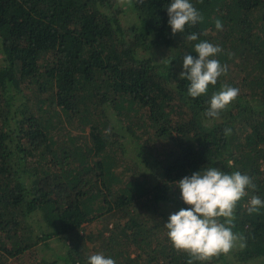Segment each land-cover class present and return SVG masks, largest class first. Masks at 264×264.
Returning a JSON list of instances; mask_svg holds the SVG:
<instances>
[{
    "label": "trees",
    "instance_id": "obj_1",
    "mask_svg": "<svg viewBox=\"0 0 264 264\" xmlns=\"http://www.w3.org/2000/svg\"><path fill=\"white\" fill-rule=\"evenodd\" d=\"M171 2L0 0V264H187L164 224L189 207L175 182L209 167L257 187L235 209L246 246L194 264H264V208L247 211L264 200V0H191L203 20L175 35ZM204 40L228 72L194 99L179 74ZM225 83L239 95L207 117Z\"/></svg>",
    "mask_w": 264,
    "mask_h": 264
},
{
    "label": "clouds",
    "instance_id": "obj_2",
    "mask_svg": "<svg viewBox=\"0 0 264 264\" xmlns=\"http://www.w3.org/2000/svg\"><path fill=\"white\" fill-rule=\"evenodd\" d=\"M167 12L173 35L203 20L191 0H172ZM215 27L223 30L220 19H216ZM186 39L196 41L198 34L191 33ZM194 51L198 53V58L185 54L184 70L179 75L189 82L188 95L195 99L207 95L209 85L215 86L218 78L227 74L228 67L215 58L223 52L220 45L204 40L194 45ZM238 95V88L223 84L219 91L212 93L205 115L218 118ZM224 131L225 135H230L232 129L226 128ZM175 184L189 207L170 214L164 226L174 248L189 255L187 264L208 261L220 253L230 252L237 245L241 248L246 246V238L234 232L233 228L238 202L248 195V189L255 190L257 187L252 177L240 171L229 174L219 168L209 167L184 176ZM261 208H264V200L252 195L248 201V213H258ZM221 218H224L223 221ZM87 264H116V261L97 252L88 256Z\"/></svg>",
    "mask_w": 264,
    "mask_h": 264
},
{
    "label": "rangeland",
    "instance_id": "obj_3",
    "mask_svg": "<svg viewBox=\"0 0 264 264\" xmlns=\"http://www.w3.org/2000/svg\"><path fill=\"white\" fill-rule=\"evenodd\" d=\"M94 226H95V224L92 225V227H94ZM41 255H43V251H40V254L38 257H40Z\"/></svg>",
    "mask_w": 264,
    "mask_h": 264
}]
</instances>
